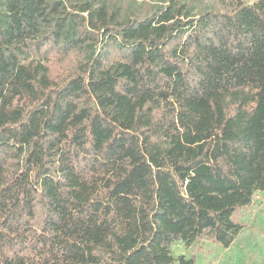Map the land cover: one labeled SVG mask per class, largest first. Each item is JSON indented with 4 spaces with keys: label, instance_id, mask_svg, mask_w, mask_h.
<instances>
[{
    "label": "trees",
    "instance_id": "1",
    "mask_svg": "<svg viewBox=\"0 0 264 264\" xmlns=\"http://www.w3.org/2000/svg\"><path fill=\"white\" fill-rule=\"evenodd\" d=\"M0 0V264H195L264 191V0Z\"/></svg>",
    "mask_w": 264,
    "mask_h": 264
},
{
    "label": "rangeland",
    "instance_id": "2",
    "mask_svg": "<svg viewBox=\"0 0 264 264\" xmlns=\"http://www.w3.org/2000/svg\"><path fill=\"white\" fill-rule=\"evenodd\" d=\"M135 1L139 5L156 0ZM183 1L195 4L196 13L219 6L218 0ZM243 1L252 3L255 0ZM242 222L243 229L229 247L207 239L191 245L176 241L171 246L172 254L176 259L182 255L186 259L195 257V264H264V191L255 192L252 205L242 215Z\"/></svg>",
    "mask_w": 264,
    "mask_h": 264
}]
</instances>
